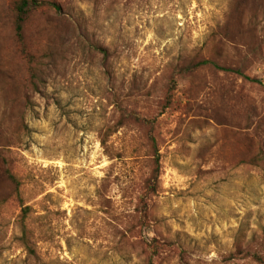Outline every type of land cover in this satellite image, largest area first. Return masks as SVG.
Segmentation results:
<instances>
[{
    "label": "rangeland",
    "instance_id": "374dc122",
    "mask_svg": "<svg viewBox=\"0 0 264 264\" xmlns=\"http://www.w3.org/2000/svg\"><path fill=\"white\" fill-rule=\"evenodd\" d=\"M52 1L32 79L0 0V264H148L153 239L155 264H258L235 254L264 256V0ZM201 60L236 72L178 74ZM119 108L157 120L146 227L152 156Z\"/></svg>",
    "mask_w": 264,
    "mask_h": 264
},
{
    "label": "trees",
    "instance_id": "16d2710c",
    "mask_svg": "<svg viewBox=\"0 0 264 264\" xmlns=\"http://www.w3.org/2000/svg\"><path fill=\"white\" fill-rule=\"evenodd\" d=\"M10 6L13 13L12 27L14 32L15 46L18 49V53L27 62L30 68L31 78L35 79L36 76H34V69L32 67L33 64L35 63V57L30 52L27 43L28 24L32 19L33 15L41 9H45V8L51 9L55 11L58 15H61L62 6L52 0H12ZM99 50L107 54L106 50L103 49H99ZM205 66H213L214 68L223 72H236L233 69L220 67L219 65H217L212 61L201 60V61H190L185 66L180 67L178 74L191 73ZM245 78L250 80L247 77ZM176 89H177V81L175 77H172L169 85L168 94L166 96L163 105L160 107L161 114L167 111L174 103V92L176 91ZM119 112H120V117L116 124V128L117 129L122 128L127 124H135L139 128L143 129L145 131L146 144L152 156V172L150 174V177L143 184L142 196L138 200V205L136 209V213L139 216L138 224L142 227H146L150 223L149 202L153 196L159 193V183L161 177V155H160V149L156 135L157 120L155 118L153 119L144 118L140 115H137L136 113H130L123 108H119ZM104 144L105 142L102 141V145ZM4 175L7 176L9 180H13V176L10 175L9 172H5ZM29 210L30 209H26L24 211L26 216ZM147 246L149 248V255L147 258L148 264H155V259L167 247L166 244L160 243L157 239H153L150 243L147 244ZM26 248L28 249L29 252H32L31 249H29V245L27 243H26ZM235 255L243 259L252 257V259L256 263L264 264V256L258 253L252 254L239 250L238 253H236Z\"/></svg>",
    "mask_w": 264,
    "mask_h": 264
}]
</instances>
